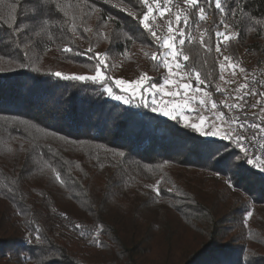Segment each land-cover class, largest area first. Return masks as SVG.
<instances>
[{
	"label": "trees",
	"instance_id": "16d2710c",
	"mask_svg": "<svg viewBox=\"0 0 264 264\" xmlns=\"http://www.w3.org/2000/svg\"><path fill=\"white\" fill-rule=\"evenodd\" d=\"M58 2L77 17V33L69 30L70 23L64 33L52 29V40L47 33L38 37L33 33L36 45L30 63L39 71L9 65L8 60L16 57L7 43H0V55L5 57L0 63L5 68L0 72V260L9 264H264V173L237 160L234 163L243 164L239 175H234L235 167L217 175L214 160L205 153L208 138L182 122L136 107L137 99L130 104L116 102L101 83L63 80L51 74L94 72L96 50L114 61L127 55L150 61L151 52L156 51L154 42L139 20L128 14L130 10L140 17L145 9L139 0ZM242 2L247 15L238 12L230 18L229 31L238 32L239 38L227 42L226 55L244 65V53L252 67L262 68L264 0ZM13 3L16 0H0V42L9 39L5 21L10 20ZM34 4L35 0H20L18 24H32L40 31L42 18L70 21L59 10L58 15L25 16ZM175 4L185 7L183 0H173ZM109 17L112 20L104 28L102 21ZM255 20L262 23L256 25ZM218 22L219 14L209 7L208 19L199 26V32L208 30L206 40L209 34L224 30L218 29ZM85 27L91 31L83 32ZM101 32L111 40H105ZM129 35L133 41L127 39ZM210 42L214 47V35ZM64 46L75 51L63 53ZM90 46L93 53L86 52ZM183 48L190 56L188 63L202 74L213 72L216 78L208 89L218 103L214 50L207 53L198 39L186 40ZM72 68L77 70L70 72ZM212 142L229 144V151L243 156L229 141ZM119 152L125 155L120 157ZM46 162L61 171L64 185L54 179ZM161 177L157 197L145 186ZM226 177L238 181L237 185L229 188ZM9 188L13 194L5 195ZM75 224L82 227L76 229ZM35 230L41 243L35 240ZM176 247L184 255L182 260L169 259Z\"/></svg>",
	"mask_w": 264,
	"mask_h": 264
},
{
	"label": "snow or ice",
	"instance_id": "6c2138e0",
	"mask_svg": "<svg viewBox=\"0 0 264 264\" xmlns=\"http://www.w3.org/2000/svg\"><path fill=\"white\" fill-rule=\"evenodd\" d=\"M20 0H16V3L9 5L10 7V20L5 21L7 27L10 29V36L6 42L7 45L13 50V55L16 59H9L8 64H15L18 68L32 67L33 71H39L38 67H34L30 61L32 59L30 52L36 45V41L32 38V34L40 36L41 33H47L48 39L52 40L53 35L51 30L57 29L61 33L65 31V25L70 23L69 30L73 35L77 33L75 15H70V12L62 7L58 0H35V4L31 9L26 10L25 16H43L45 12L57 13L62 11L64 16H70V21H59L50 19H41L39 22L40 31H35V27L32 24L20 25L17 23V5ZM144 11L141 12L140 17H136V13L129 10L128 14L137 18L142 29L145 30L154 42L153 46L156 51L151 52V60L156 63L159 68L162 66L167 74L163 77V83L155 81L153 77L149 76L146 72H142L138 78L131 81L123 78L113 79L107 76L106 70L110 67L105 59L104 54L96 52L93 53L92 47L86 49L87 53H93V59L96 60L95 71L93 75H79V74H65L61 71H55L51 74L61 78L63 80L74 81H91L93 83H101L104 85V92L114 100L122 101L124 104H130L134 99H138L136 107L150 108L152 112H158L161 115L168 117L177 123H183L185 128H189L200 136L209 138L205 142V153L208 159L214 160V167L217 169V175L231 172L233 167L237 169L234 175H239L243 169V164L234 163L237 160H242L248 165H252L254 168H258L261 173H264V156H258L254 153H249V147L246 146L245 141L249 140L248 135L245 133L247 117L241 121L240 117L233 116L231 118L226 117L223 111L219 110L218 103L213 100V93L205 91L200 87L194 85H205L216 77L212 71L202 74L201 70L188 63L190 56L184 51L183 46L186 43H192L198 39V42L202 48L209 54L214 52L217 54V63L219 69L218 79L224 81L225 84H236V77L239 75L243 78L244 82L239 83L238 87L234 88V97H230L232 102H228V99L223 101L224 107L232 110L237 109L243 112L246 104L245 101L248 97L260 96L261 100H257L254 103L248 104L247 107L256 108L260 107L261 116L260 119L264 120V91H257L252 85L261 84L259 79H248V70L232 55H225L224 51L227 50V42L233 38H239V33L236 31H227L232 25H230V18H236L239 12L242 15H247L245 12V4L242 0H183L186 7L181 8L179 4L173 5V0H139ZM231 4V7L229 6ZM176 7L177 11L172 12V8ZM120 7L119 4L114 5ZM207 6V7H206ZM71 7V5L69 6ZM213 8L214 13L219 14L218 29L223 28L225 31L217 30L214 34H209L208 40L205 39V33L207 29L201 31L199 37L187 32V29L191 26L195 30H199V26L202 22L208 19V8ZM125 10V9H121ZM164 19L167 23V35L158 34L157 29L160 25L155 24L157 16ZM175 18V27L173 26V20ZM249 21L253 20V17L248 16ZM112 18L109 17L107 21H102L103 27L107 28ZM215 23V21H214ZM256 25H260V20H255ZM256 31L255 28L250 29ZM91 31L90 28L85 27L83 32ZM105 40H111V36L101 32ZM215 37V44L210 42L212 36ZM83 38V36H81ZM129 41H133L134 38L129 35L127 37ZM178 41V43H177ZM225 47L222 49L221 45ZM61 51L63 53H73L75 50L71 46H64ZM144 55L149 56V52L145 51ZM5 60L3 55H0V63ZM207 64V60L204 61ZM230 69L231 79H226L224 72L225 69ZM5 71L4 67H0V72ZM115 89H119L122 94H117ZM215 91L223 94L225 89L221 88L220 84L215 85ZM207 113V114H206ZM193 116L195 118H193ZM227 127H224V126ZM233 125H237L234 127ZM250 129H257L258 133L264 134V126L253 123L250 125ZM215 138H219L222 141H229L235 148L240 149L243 156H240L235 151H229V144L216 145L212 141ZM252 141H256L261 149H264V135L258 136L254 132L250 138ZM75 143V142H74ZM223 149V151H222ZM49 151L51 149L49 148ZM43 155V153H41ZM56 156L57 153H52ZM117 155L123 157L124 152H119ZM64 161V164H67ZM46 167L50 169L54 176V179L61 185L65 184V179L62 177L61 171L57 170V167H53L51 163L46 162ZM62 167V165H61ZM76 167H80L79 164ZM103 167V165H101ZM162 167V166H161ZM71 169H69V172ZM164 178L156 180L155 184L146 185L152 189L157 197L161 195V189L159 185L163 182ZM225 183L229 188H234L238 181H234L232 177H226ZM172 191L171 188L168 189ZM13 194L11 188L7 189L5 195ZM252 213L248 212L247 217H251ZM247 217L244 220L247 225ZM64 218L67 219V214H64ZM76 229L82 227L81 224H75ZM35 236V240L38 243L42 242V237L38 230ZM83 236L85 233L80 232ZM99 235V232H97ZM95 243L96 241H92Z\"/></svg>",
	"mask_w": 264,
	"mask_h": 264
},
{
	"label": "rangeland",
	"instance_id": "374dc122",
	"mask_svg": "<svg viewBox=\"0 0 264 264\" xmlns=\"http://www.w3.org/2000/svg\"><path fill=\"white\" fill-rule=\"evenodd\" d=\"M185 7H186V5H185ZM176 11L177 10H174L172 8V12L173 13L176 12ZM153 15L157 16V20L155 21V24L161 26L160 28L157 29L158 33L160 35H167L168 33H167V23H166V21L164 19L160 18L157 15V13H155V11H154ZM171 18L173 20V26L175 27V18H174V16L171 17ZM189 31H187V32H189L191 34L193 33L194 35L200 34L199 30H195V29H190L189 28ZM223 31H225V29ZM227 31H229V30H227ZM177 43H178V41H177ZM221 47H222V49H224L225 45L222 44ZM96 52L101 53V51H99V50H96ZM214 54H215V57H216V60H217V54L215 52H214ZM224 54L226 55V51H224ZM241 58H242L243 63H244L243 66L244 67H249V68L252 69V73L248 74V79L250 78L251 75L255 74L256 75V79H259L260 81H263V84H264V67L261 66V65H259V66L262 67V68H254V67H252V65L254 63L244 53H241ZM104 59H105L106 63L110 66L106 70V74H107V76L112 77L113 79L123 78V79H127V80L131 81L133 79L138 78V76L142 72H146L149 76L153 77L154 82L155 81H159L160 83H163V77H164V75L167 74L166 70L162 66H160L158 68L156 66V63L153 62L152 60L149 61V60H146V59H138V58L135 60V58H133L131 55H127V56H124V59H122V60L114 61L113 57H111L109 55H105V54H104ZM130 60H134L133 63H131ZM76 70H77L76 68H72V69H70V72H74ZM230 71H231L230 69H227V68L225 69L224 75H225L226 79H231ZM93 74H94V72H92L90 74H84V75H93ZM235 79L237 81L236 84H225L224 81H220L219 79H217V81L213 83L214 87H215L216 84H220L221 88L225 89L223 94L219 93L221 96L219 97L218 107H219L220 111H223L226 114V117H228L230 114H232V116H235V115L239 114L238 112H236L237 109L229 110V109L225 108L224 104H223V101L225 99H228V102H232V99L230 97H234L235 96V92L233 91V89L238 87L239 83H243L244 82L243 78L241 76H239V75ZM194 86L195 87H200L201 89L210 92V90L208 89L209 83H206L205 85L196 84ZM213 100H215V99L213 98ZM257 100L258 99L256 97L255 101H257ZM115 101L119 102V103H123L122 101H117V100H115ZM251 111L258 112L259 116L261 115V112L259 111V109L257 107L256 108H251ZM155 113L158 114L160 117L168 118V117H165V116L161 115L158 112H155ZM241 114H244V115L241 117L240 116ZM246 114H249V113H247L246 110L244 109L243 112H240L239 117L241 119H243V120H244L245 116L247 117V119H250V117L247 116ZM252 114L253 113L251 112L249 115L253 116ZM193 118H195V117L193 116ZM224 127H227V126L225 125ZM215 139H219V138H215ZM2 207H3V204L0 203V208H2ZM180 238L183 239V238H185V236H181ZM183 247H186V245L183 244ZM161 255H162V253H161ZM183 256L184 255L181 252V249L176 247L171 252V254L169 256V259L182 260ZM0 264H9V263H7L6 260L1 259L0 260Z\"/></svg>",
	"mask_w": 264,
	"mask_h": 264
},
{
	"label": "built area",
	"instance_id": "2783aa9c",
	"mask_svg": "<svg viewBox=\"0 0 264 264\" xmlns=\"http://www.w3.org/2000/svg\"><path fill=\"white\" fill-rule=\"evenodd\" d=\"M253 79H256V75L255 74L251 75L250 78H249V80H253ZM261 84H263V81H261ZM252 87H255L257 89V91H264V87H260L259 85H252ZM256 97H257L258 100H261L260 96H253V97H248L246 99V101H245V104H246L245 110H246V112L249 113V114L251 112L253 113L252 114L253 116H251L249 114H246L247 116L250 117V119H247V122H246L245 133H246V135H248L249 140L245 141V144H246V146L249 147V153L250 154L254 153L255 155H258V156H264V149H261L259 147V144L256 141H252L250 139L254 132H257L258 136L264 135V134L258 133L257 129H250V125L253 124V123H256V124L260 123L262 126H264V120L260 119L261 115L259 116L258 112L251 111V107H247L248 104L254 103ZM257 108L261 112L260 107L257 106ZM236 112H238L240 114L239 110H236ZM239 114H237V115L239 116ZM237 115H235V116H237ZM243 115L244 114H241L240 116L242 117ZM231 117H233L232 114H230L228 116V118H231ZM241 121H243V119H241ZM233 126L236 127L237 125H233Z\"/></svg>",
	"mask_w": 264,
	"mask_h": 264
}]
</instances>
